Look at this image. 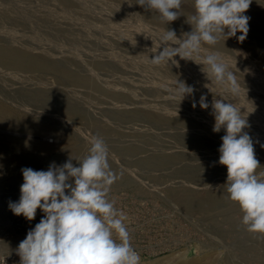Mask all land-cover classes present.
Segmentation results:
<instances>
[{
  "label": "rangeland",
  "instance_id": "1",
  "mask_svg": "<svg viewBox=\"0 0 264 264\" xmlns=\"http://www.w3.org/2000/svg\"><path fill=\"white\" fill-rule=\"evenodd\" d=\"M194 11L183 0V15L165 24L136 0H0V255L17 252L44 216L38 208L29 221L9 208L21 169L70 157L79 166L99 136L119 175L109 199L127 217L140 264H264V235L247 230L228 198L218 151L226 133L213 131L211 108L223 99L241 109L264 173V0L244 13L243 42L237 32L202 44L194 61L151 64L159 37L171 29L182 38ZM211 52L235 73L238 94L207 76ZM176 81L194 94L182 99Z\"/></svg>",
  "mask_w": 264,
  "mask_h": 264
},
{
  "label": "clouds",
  "instance_id": "2",
  "mask_svg": "<svg viewBox=\"0 0 264 264\" xmlns=\"http://www.w3.org/2000/svg\"><path fill=\"white\" fill-rule=\"evenodd\" d=\"M152 10L165 24L178 19L183 0H136ZM252 0H194V14L187 17L191 31L178 38L175 30H165L159 37L162 50L149 59L153 65L176 64L175 57L199 58L202 44L215 45L221 36L243 42L249 31L250 17L244 15ZM227 29V32L225 31ZM225 39V40H226ZM175 62V63H174ZM211 76L232 94L239 93L236 75L217 52L202 57ZM194 86L176 81L175 92L182 99L193 95ZM206 95L199 105L209 108ZM196 101L193 99V107ZM214 132L222 128L225 135L218 151L219 164L227 168L228 198L237 203L243 213L247 230L264 235V173L254 152L247 117L235 104L213 99ZM264 147V145H261ZM109 149L103 138L93 136L88 154L70 157L62 165L52 162L48 169L22 168L23 183L20 198L10 202V210L31 221L39 208L44 216L18 246L20 264H140L141 257L131 243L125 223L127 217L109 199L111 185L119 175L111 168Z\"/></svg>",
  "mask_w": 264,
  "mask_h": 264
},
{
  "label": "built area",
  "instance_id": "3",
  "mask_svg": "<svg viewBox=\"0 0 264 264\" xmlns=\"http://www.w3.org/2000/svg\"><path fill=\"white\" fill-rule=\"evenodd\" d=\"M136 251L138 252L137 249ZM0 264H20V256L18 255V252L3 253L0 255Z\"/></svg>",
  "mask_w": 264,
  "mask_h": 264
},
{
  "label": "bare ground",
  "instance_id": "4",
  "mask_svg": "<svg viewBox=\"0 0 264 264\" xmlns=\"http://www.w3.org/2000/svg\"><path fill=\"white\" fill-rule=\"evenodd\" d=\"M19 56V55H18ZM14 58V57H13ZM17 59V58H16ZM18 59H19V57H18ZM22 59V58H21ZM20 60V59H19ZM17 61V60H16ZM19 62V61H18ZM21 62V61H20ZM215 199V198H214ZM207 201V200H206ZM209 201V200H208Z\"/></svg>",
  "mask_w": 264,
  "mask_h": 264
}]
</instances>
